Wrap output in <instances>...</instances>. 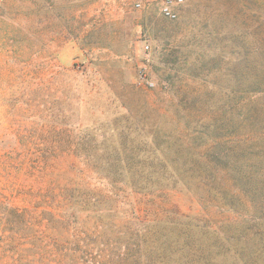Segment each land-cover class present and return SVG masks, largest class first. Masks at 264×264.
<instances>
[{
	"label": "rangeland",
	"instance_id": "rangeland-1",
	"mask_svg": "<svg viewBox=\"0 0 264 264\" xmlns=\"http://www.w3.org/2000/svg\"><path fill=\"white\" fill-rule=\"evenodd\" d=\"M161 1L0 0V189L110 208L43 264H264V0Z\"/></svg>",
	"mask_w": 264,
	"mask_h": 264
},
{
	"label": "trees",
	"instance_id": "trees-1",
	"mask_svg": "<svg viewBox=\"0 0 264 264\" xmlns=\"http://www.w3.org/2000/svg\"><path fill=\"white\" fill-rule=\"evenodd\" d=\"M46 167L47 164H32L23 169L20 165L12 167V170L18 174L27 171L26 174L33 176L43 174ZM94 169L102 178L110 176L106 168ZM73 193L74 196L70 198H38L30 189L24 195L20 192L19 195L6 193L4 189H0V264H43L36 260L37 256L45 255L43 234L40 232L42 226L45 231L55 232L66 227L75 231L79 214L87 213L101 218L102 213L110 209L106 205V197L100 195L95 198L86 188L76 187ZM16 201L21 205L16 204ZM52 241V249L57 254L64 248L59 255L62 260L60 264H78L75 250L73 252L71 248L61 247L62 244L56 238ZM55 262V254L51 252L50 264Z\"/></svg>",
	"mask_w": 264,
	"mask_h": 264
},
{
	"label": "built area",
	"instance_id": "built-area-1",
	"mask_svg": "<svg viewBox=\"0 0 264 264\" xmlns=\"http://www.w3.org/2000/svg\"><path fill=\"white\" fill-rule=\"evenodd\" d=\"M182 1L183 0H162L159 8L161 15L169 20H175L177 17L175 7L180 5ZM144 49L147 50L148 46L145 45Z\"/></svg>",
	"mask_w": 264,
	"mask_h": 264
}]
</instances>
